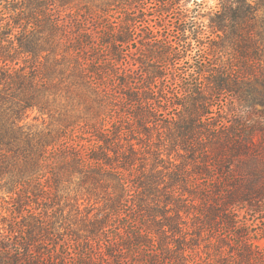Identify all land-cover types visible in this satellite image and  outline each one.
Masks as SVG:
<instances>
[{
	"label": "trees",
	"instance_id": "trees-1",
	"mask_svg": "<svg viewBox=\"0 0 264 264\" xmlns=\"http://www.w3.org/2000/svg\"><path fill=\"white\" fill-rule=\"evenodd\" d=\"M106 1L91 8L86 0H0V191L16 201L9 219L0 217V264H264L240 213L257 209L264 181L236 169L264 138V91L253 96L263 120H212L211 93H242L204 58L178 75L191 78L185 87L165 85L166 98L156 78L164 83L186 58L187 37L173 43L151 32L141 42L158 57L149 59L156 70L147 83L144 61L128 59L144 55L132 48L140 36L135 8L145 4ZM72 94L94 112L67 124L69 135L25 123L28 110L49 114L58 98L75 101ZM75 128L88 147L71 143ZM149 131L169 151L158 148L151 162L142 154L149 144L138 146ZM74 177L88 207L81 228L60 224L59 234L58 192ZM31 197L40 210L23 216Z\"/></svg>",
	"mask_w": 264,
	"mask_h": 264
},
{
	"label": "rangeland",
	"instance_id": "rangeland-1",
	"mask_svg": "<svg viewBox=\"0 0 264 264\" xmlns=\"http://www.w3.org/2000/svg\"><path fill=\"white\" fill-rule=\"evenodd\" d=\"M106 0H86V5L91 8L99 5ZM139 2V0H137ZM145 6L141 9L135 8L134 18L138 21L137 25L140 36L135 40L136 48H132V52H137L136 49L142 48L141 42L148 41L146 39L152 32L159 40H173V36H180L182 33L187 37V42L190 44V51L187 52L185 59L175 65L172 74L166 75L164 83L162 78H156V85L159 92L163 89L166 98L172 97L170 87L174 82L180 87H185L191 80L185 81L178 75L188 72L189 66H199V61L206 59L209 64H206V69L216 71H225L231 76L229 81L236 84L239 93L236 94H216L211 93L209 98L210 111L212 120H222L224 122H232L237 120H263L260 111L261 105L253 103V96H258V91H264V0H141ZM247 6L252 8V12H248ZM222 24L229 25L223 30L219 29ZM184 31V32H183ZM236 35L237 40L234 42L232 36ZM180 38V37H179ZM144 55L133 54L128 58L131 63L137 62L140 59L141 67L144 70L145 80L152 81L150 76L154 75L156 68L152 66L149 59L155 56L156 47L146 45ZM143 51V50H142ZM143 53V52H142ZM150 56V57H149ZM188 61V65L185 63ZM151 64V65H150ZM167 67H170L168 65ZM149 76V78H148ZM175 86V85H174ZM256 91V92H254ZM251 92H254L251 94ZM244 94V95H243ZM162 105H167L170 110V105L165 103L167 99L163 95L158 94ZM75 101H69L68 98H58L54 103H51L50 113L41 114L37 109L28 110L25 114V123L31 126L33 131H51L54 135H69L66 125L73 120H84L86 116H93V109L87 110L83 99L78 105L75 94L71 95ZM246 98V102L239 100V97ZM85 98V97H84ZM253 104V107H249ZM122 106V105H121ZM65 120V122L63 121ZM86 120V119H85ZM64 122V123H63ZM65 125V126H64ZM152 133V134H151ZM73 140L71 143L78 144L83 147L89 146V138L83 134L81 130L75 128L71 134ZM258 138L260 136H257ZM256 137V139H257ZM142 140V141H141ZM139 140L138 146L149 144V147L142 149L144 158L151 162L153 160L154 151L158 148H163L162 142L159 140L153 131H149ZM134 143L136 140L133 141ZM258 154H251L243 158L242 161L236 163V169L242 174L249 177L251 173L257 172L260 176L258 185L264 181V138L258 140ZM164 153H169L168 149L163 148ZM171 156L180 162L182 159L177 158L172 152ZM77 177L73 178L72 183L61 181V189L58 192L59 204L61 211L57 215L54 213V219L58 217L55 228L61 233H65L61 228L69 226L71 229H79L82 227L81 218L84 215V208L88 207V195L84 189L76 185ZM13 195L0 191V217L9 219L11 211L14 210L12 204L16 201L12 198ZM15 197V196H14ZM93 198V197H92ZM76 199L78 201H76ZM37 198L31 197L24 199L25 211L22 215H27V210L37 213L40 208L35 203ZM39 202V201H38ZM91 202L93 200L91 199ZM80 208V213L77 214L75 206ZM256 210H242L240 213L244 215L249 225L248 232L253 237V242L264 248V237H260L264 233V199L257 203ZM60 213H62L60 215ZM15 214V212H14ZM192 222L188 221V225ZM82 235V232H79ZM258 237V240L254 239Z\"/></svg>",
	"mask_w": 264,
	"mask_h": 264
}]
</instances>
